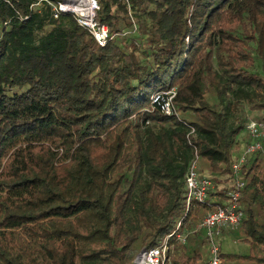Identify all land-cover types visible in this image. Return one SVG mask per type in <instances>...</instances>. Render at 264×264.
<instances>
[{"label": "trees", "instance_id": "trees-1", "mask_svg": "<svg viewBox=\"0 0 264 264\" xmlns=\"http://www.w3.org/2000/svg\"><path fill=\"white\" fill-rule=\"evenodd\" d=\"M33 3L0 0V264H133L164 239L171 264H202L200 232L170 235L226 202L230 188L186 209L185 175L197 157L201 177L231 178L245 128L231 109L264 94V0H129L130 16L99 0L110 33L130 18L140 33L102 48ZM170 90L166 116L152 98ZM251 156L248 249L225 264H264V154Z\"/></svg>", "mask_w": 264, "mask_h": 264}, {"label": "built area", "instance_id": "built-area-1", "mask_svg": "<svg viewBox=\"0 0 264 264\" xmlns=\"http://www.w3.org/2000/svg\"><path fill=\"white\" fill-rule=\"evenodd\" d=\"M127 6L130 16L129 0H116ZM41 3L46 4L53 19H58L61 15L67 14L73 17L77 25L83 28L94 40L98 47H104L108 43L117 40L129 32L112 34L107 25L98 20L100 11L99 0H34L30 6V10H34ZM132 32H137V26L132 18ZM174 90L158 92L152 100L159 104L160 111L163 115H176L172 99ZM248 134L252 139L250 144L237 156L231 165V183L227 192L226 202L213 211L204 215L197 228L191 232H182L181 223L179 222L172 235H176L177 240L181 244H185L186 237L189 233L200 232L205 238L209 248V261L207 264H221V251L218 247L217 236L222 231H229L237 228L243 220L244 214L240 205L242 190L245 186L241 174L242 165L251 155L262 152L264 154V122H252L246 126ZM193 134V130L190 131ZM186 189V209L193 203H201L209 201L208 191L211 189V181L203 178L198 174V158L195 157L187 167L185 175ZM167 244H160L157 247L144 250L136 256L133 264H168L166 253Z\"/></svg>", "mask_w": 264, "mask_h": 264}, {"label": "rangeland", "instance_id": "rangeland-1", "mask_svg": "<svg viewBox=\"0 0 264 264\" xmlns=\"http://www.w3.org/2000/svg\"><path fill=\"white\" fill-rule=\"evenodd\" d=\"M132 33L133 32H130V34L128 33L129 36H132ZM139 35L140 33L137 31L135 32L134 36H132V38H134L138 42L139 39L137 40V38H139ZM140 40L143 41V38L140 37ZM129 42L131 41L126 39V41H124L122 44L128 45ZM255 68H256L255 69L256 72L258 74H261L259 61H256ZM208 101L211 103L212 98L208 97ZM230 115L231 116H230L229 121L231 124H235L237 121V122H243L245 125L244 130L238 136L236 145L232 148V151H231L232 156L234 157V161H235L237 156L240 155V153L250 144L252 140L248 134L246 126L252 122H264V94L261 93V95L258 98H256V100L253 103H247L244 101L237 107L233 106L231 109ZM198 168H199L198 173L201 176L206 175L205 172L200 171L199 162H198ZM219 182H220L219 184L213 183V182L211 183V189H210L211 192H214V190H217V189L218 190L220 189V192H225V189H224L225 187L222 186L224 183L225 185H227L228 189L230 188L231 179L226 180L224 177L223 178L219 177ZM203 217L204 215L201 216L198 221L191 223V224L184 223L182 227V232L188 233V232L195 230ZM200 235H201V238L203 239V242L202 244H199L198 241L196 242L197 244H199L196 250L197 252L200 253L203 259L202 264H207V262L209 261V256H210L209 248H208V244L205 238L203 237V235L202 234ZM217 241H218V247L222 253H225V254H246L247 253L248 246L247 244L243 242L242 236L239 234L237 228L233 230H229V231L224 230L220 232V234L217 236ZM164 243H166V239H164V241L162 242V244ZM166 257H167L168 264H171L170 260L168 259V251L166 253ZM221 264H225V263H221ZM237 264H248V263H237Z\"/></svg>", "mask_w": 264, "mask_h": 264}, {"label": "crops", "instance_id": "crops-1", "mask_svg": "<svg viewBox=\"0 0 264 264\" xmlns=\"http://www.w3.org/2000/svg\"><path fill=\"white\" fill-rule=\"evenodd\" d=\"M222 186L225 187L224 189H225V191H227V189H228V188H227V185H225V183H224ZM217 192H220V189H219V190H218V189H217V190H214V193H217ZM209 200H211L212 202H214V201H216L217 199L213 197V198H211V199L209 198ZM230 264H232V263H230Z\"/></svg>", "mask_w": 264, "mask_h": 264}]
</instances>
